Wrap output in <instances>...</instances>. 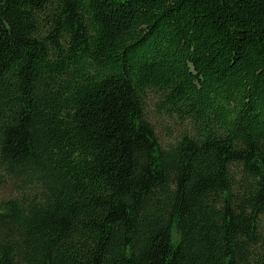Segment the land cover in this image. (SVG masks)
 <instances>
[{"label": "trees", "instance_id": "obj_1", "mask_svg": "<svg viewBox=\"0 0 264 264\" xmlns=\"http://www.w3.org/2000/svg\"><path fill=\"white\" fill-rule=\"evenodd\" d=\"M0 264H264V0H0Z\"/></svg>", "mask_w": 264, "mask_h": 264}, {"label": "rangeland", "instance_id": "obj_2", "mask_svg": "<svg viewBox=\"0 0 264 264\" xmlns=\"http://www.w3.org/2000/svg\"><path fill=\"white\" fill-rule=\"evenodd\" d=\"M169 120L171 122H169V124L167 125L169 127L168 129H170V130L172 129L173 131H175V134H176L180 129V125L177 123H174L171 118H169ZM168 129H166L164 127L162 128V130L165 131L166 133H167Z\"/></svg>", "mask_w": 264, "mask_h": 264}]
</instances>
